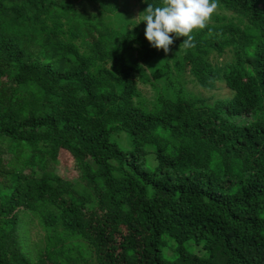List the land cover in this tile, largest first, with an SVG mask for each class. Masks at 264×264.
I'll return each instance as SVG.
<instances>
[{"label":"trees","instance_id":"trees-1","mask_svg":"<svg viewBox=\"0 0 264 264\" xmlns=\"http://www.w3.org/2000/svg\"><path fill=\"white\" fill-rule=\"evenodd\" d=\"M219 4L169 55L128 0H0V264H264V0Z\"/></svg>","mask_w":264,"mask_h":264},{"label":"clouds","instance_id":"clouds-1","mask_svg":"<svg viewBox=\"0 0 264 264\" xmlns=\"http://www.w3.org/2000/svg\"><path fill=\"white\" fill-rule=\"evenodd\" d=\"M220 7L219 0H160L138 14L145 22V39L157 49L168 53L176 38H183L179 48L195 47L194 33L207 28Z\"/></svg>","mask_w":264,"mask_h":264},{"label":"rangeland","instance_id":"rangeland-1","mask_svg":"<svg viewBox=\"0 0 264 264\" xmlns=\"http://www.w3.org/2000/svg\"><path fill=\"white\" fill-rule=\"evenodd\" d=\"M122 9H123V6L121 7V10ZM127 9H128V13L131 16V19L133 21H135V22H138L139 21L138 8H137L136 3H135L134 0H128V8ZM170 49L171 50L167 53L169 55H171L173 53L174 47L171 46ZM148 75H150L152 77L151 72H148ZM185 78L187 79V81L189 83L188 86H187V88L190 91H192L194 94H200V95H202L205 98H209L211 96L217 97V95L219 93L218 91L204 92L199 87L195 86L191 82V78L187 74L185 75ZM158 84L161 86L160 83H158ZM138 88H139V90L142 93V97L144 98V100L147 103H150V102L153 101L154 93H153V91L151 90L150 87H148V86H142V85L138 84ZM261 215H262V217H264V211L261 212ZM195 253L199 254V251L198 250H195Z\"/></svg>","mask_w":264,"mask_h":264}]
</instances>
